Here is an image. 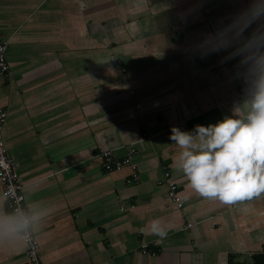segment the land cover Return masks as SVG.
<instances>
[{
	"label": "crops",
	"instance_id": "obj_1",
	"mask_svg": "<svg viewBox=\"0 0 264 264\" xmlns=\"http://www.w3.org/2000/svg\"><path fill=\"white\" fill-rule=\"evenodd\" d=\"M248 3L0 0L2 137L26 207L51 210L34 230L43 264H229L264 254V195L232 206L199 197L175 170L180 149L169 139L173 127L214 124L241 102L237 61L201 56L197 44ZM130 146L136 183L129 168L103 171L99 157L122 158ZM0 209L8 212L1 184ZM154 220L167 230L162 242ZM144 243L157 253L142 254ZM0 264H29L27 247L0 245Z\"/></svg>",
	"mask_w": 264,
	"mask_h": 264
},
{
	"label": "clouds",
	"instance_id": "obj_2",
	"mask_svg": "<svg viewBox=\"0 0 264 264\" xmlns=\"http://www.w3.org/2000/svg\"><path fill=\"white\" fill-rule=\"evenodd\" d=\"M201 56L225 52L221 63L236 60L234 77L243 84V98L214 124L194 131L173 127L169 139L180 149L173 162L199 197L236 205L264 195V0L247 7L203 34L197 44ZM11 197H5V203ZM50 208L0 209V245L32 244L34 230L45 222ZM151 234L161 242L167 230L154 220Z\"/></svg>",
	"mask_w": 264,
	"mask_h": 264
},
{
	"label": "built area",
	"instance_id": "obj_3",
	"mask_svg": "<svg viewBox=\"0 0 264 264\" xmlns=\"http://www.w3.org/2000/svg\"><path fill=\"white\" fill-rule=\"evenodd\" d=\"M113 63L118 64L114 57L110 58ZM9 75V64L7 60V42L4 39L0 30V79L7 78ZM139 109V105L136 106ZM7 110L0 108V184H1V196L4 200L5 207L8 212L13 209H19L20 207H26L25 197L22 193V184L20 181V176L18 173L17 165L13 162L8 154L7 147L4 143L2 132L4 125L7 120ZM136 150L133 146H130L127 153L122 158H117L113 155L110 150H103L99 152V157L101 159V168L103 171L110 173L114 171H119L123 168H129L131 171L132 182H137L139 180V174L136 166L134 165L132 159L136 155ZM168 187V197L172 203H175L177 207H181L180 198L177 194V185L170 178V174L165 172L164 180ZM5 197H11L5 203ZM140 252L144 255H155L156 250L149 247L148 244L140 245ZM27 257L29 264H43L40 253H39V243L33 234L32 244L27 247Z\"/></svg>",
	"mask_w": 264,
	"mask_h": 264
},
{
	"label": "trees",
	"instance_id": "obj_4",
	"mask_svg": "<svg viewBox=\"0 0 264 264\" xmlns=\"http://www.w3.org/2000/svg\"><path fill=\"white\" fill-rule=\"evenodd\" d=\"M229 264H264V254L253 255L249 262L230 261Z\"/></svg>",
	"mask_w": 264,
	"mask_h": 264
}]
</instances>
